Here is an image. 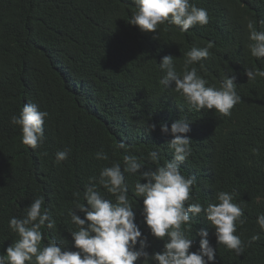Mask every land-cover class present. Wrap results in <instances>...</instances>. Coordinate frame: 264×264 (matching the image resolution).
Here are the masks:
<instances>
[{"label":"trees","instance_id":"obj_1","mask_svg":"<svg viewBox=\"0 0 264 264\" xmlns=\"http://www.w3.org/2000/svg\"><path fill=\"white\" fill-rule=\"evenodd\" d=\"M191 3L207 9V25L187 32L162 25L154 39L157 34L128 23L132 0H0V254L18 239L10 218H22L39 197L44 198L42 210L56 223L55 229L42 227L41 248L55 240L75 251L70 234L77 226L68 213L86 204L89 179L114 162L123 168L124 155L140 158L145 170L162 166L173 154L166 145L172 137L161 133L160 124L170 128L182 119L191 123L192 152L181 165L182 173L196 181L190 203L207 207L218 192H228L245 220L237 223L235 233L245 245L241 255L217 247L215 229L203 213L182 226L193 239L189 251L199 250L197 233L204 229L216 248L215 264H264V232L256 223L264 214V77L248 81L245 75L246 69L264 71V60L247 48V24L264 31V0ZM207 42L214 43L211 55L200 62L203 68L194 66L207 86L219 87L225 76H236L241 102L229 117L214 110L196 112L159 84L165 75L158 66L163 57L172 56L181 72L187 51ZM25 103L49 113L44 142L34 150L21 143L20 128L10 123ZM152 124L157 127L149 133ZM121 141L127 151L118 147ZM65 148L70 155L57 164L56 153ZM101 150L108 160L95 158ZM152 151L158 152V164L148 160ZM139 179V174L125 173L135 223L141 238H147L145 251L162 252L165 241L151 235L142 216L143 200L134 196ZM257 233L260 239L249 243Z\"/></svg>","mask_w":264,"mask_h":264},{"label":"clouds","instance_id":"obj_2","mask_svg":"<svg viewBox=\"0 0 264 264\" xmlns=\"http://www.w3.org/2000/svg\"><path fill=\"white\" fill-rule=\"evenodd\" d=\"M132 4L133 14L128 23L137 26L142 33L157 34L154 39L158 38V29L162 25L187 32L196 25L209 23L207 9L197 7L191 0H132ZM247 28L250 55L258 61L264 60V31L256 30L252 22L247 24ZM213 47V42H207L204 47L193 46L185 54L181 72L177 71L172 56L163 57L158 66L165 75L159 84L166 90L172 89L196 112L214 110L220 116L229 117L241 102L236 90V76H225L219 87L207 86L208 82L194 66L199 63L203 68L200 62L211 55L209 50ZM245 75L248 81H255L258 76L264 77V71L246 69ZM48 115L37 104L25 103L19 114L11 117L10 123L20 128L23 145L34 150L44 142V124ZM190 124L182 119L173 122L170 128L167 123L160 124L161 133L172 137L166 145L173 154L172 159L162 166L145 170L140 158L124 155L123 168L120 162H114L110 167L102 168L98 178L89 179L84 190L86 204H77L68 213L71 222L77 226V230L70 234L75 251L64 248L55 240L41 248L42 227L55 229L56 223L50 219L47 210H42L44 198L39 197L26 208L22 218H10L9 228L18 239L6 249V254H0V264H136L141 259L143 264H215L216 248L210 245L208 232L201 229L197 233L201 237L199 250L190 252L193 239L182 229L201 213L215 229L217 247L223 246L237 256L241 255L245 245L235 233L237 223L242 225L245 220L242 219L241 206L233 203V194L218 192L216 202L208 203L207 207L199 202L190 203L195 177L186 176L181 171V165L192 152V140L188 136ZM156 127L152 124L147 131H155ZM118 147L128 150L123 141ZM70 151L69 148L58 151L55 162L66 161ZM95 158L109 159L103 150L97 152ZM148 160L158 164V152H150ZM125 173L140 176L134 185V196L143 200L142 216L151 235L165 241L162 252L149 254L145 251L147 238H141L142 233L135 223ZM101 187L114 200L102 195ZM79 213L84 214L83 219ZM256 223L264 232V214L258 216ZM259 239L257 233L249 243Z\"/></svg>","mask_w":264,"mask_h":264}]
</instances>
